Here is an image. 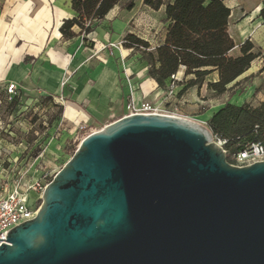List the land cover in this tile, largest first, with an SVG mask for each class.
<instances>
[{
	"label": "water",
	"instance_id": "water-1",
	"mask_svg": "<svg viewBox=\"0 0 264 264\" xmlns=\"http://www.w3.org/2000/svg\"><path fill=\"white\" fill-rule=\"evenodd\" d=\"M5 238L0 264H264V161L229 164L195 121L125 115L80 142Z\"/></svg>",
	"mask_w": 264,
	"mask_h": 264
},
{
	"label": "crops",
	"instance_id": "crops-1",
	"mask_svg": "<svg viewBox=\"0 0 264 264\" xmlns=\"http://www.w3.org/2000/svg\"><path fill=\"white\" fill-rule=\"evenodd\" d=\"M128 1L120 0L102 20L95 23L94 30L87 36L79 35L75 27V35L64 39L60 27L64 21L74 17L70 0H0V97L4 95L1 90L7 84H14L16 95L12 98L19 102H42L49 98L58 104L62 98L66 102L64 109L77 107L80 121L90 115L102 116L123 107L126 109L130 99L140 105L146 102L143 96L161 91L149 77V66L141 51L133 52L122 46L113 50L112 55L108 51L95 53L101 45L121 42L138 23L164 22L165 7L174 0L169 3L161 0L162 6L158 10L145 5L144 0L136 3L132 0L133 8L126 10L124 5ZM222 1L230 10L228 34L235 45L229 56L239 57L240 46L249 41L261 57L229 85L230 88L252 76L246 90L232 96L229 94L222 104L197 112L205 102L207 95L203 93L207 94L208 83L218 81L217 73L209 75L212 80H207V83L205 80L200 89H191V96L196 98L192 112L202 116L195 119L201 124L208 122L226 103L237 107L244 104L256 107L264 103V18L261 16L264 0ZM149 28L153 29L154 25ZM165 35L166 31L159 46ZM183 76V71L174 76L178 85L182 83ZM3 128L4 123L0 120V132ZM13 149L15 147L0 139V182L10 175V169L17 170L22 165L5 166L15 160L16 154H11Z\"/></svg>",
	"mask_w": 264,
	"mask_h": 264
},
{
	"label": "trees",
	"instance_id": "trees-1",
	"mask_svg": "<svg viewBox=\"0 0 264 264\" xmlns=\"http://www.w3.org/2000/svg\"><path fill=\"white\" fill-rule=\"evenodd\" d=\"M119 1L70 0L74 17L63 22L60 27L62 37L71 38L67 34L71 26L78 28L79 35L87 36L94 30L95 23L102 20ZM143 3L153 10L162 6L161 0H144ZM132 8L133 1L129 0L124 9ZM229 15L230 10L222 0H174L166 5L164 42L154 52L142 51L149 66L148 75L158 89L164 90L173 82L172 77L183 71V88L178 94L183 95L192 88L200 89L209 75L217 73L218 81L209 83L207 90L216 95L231 91L232 96L235 87L252 78L246 77L229 88L254 60L261 57L249 41L240 46L239 57L229 56L235 46L228 34ZM261 16L264 18V9ZM207 125L216 140L225 142L226 161L231 165H235L234 155L250 145L260 144L264 148V103L256 107L249 104L237 107L226 103L211 116Z\"/></svg>",
	"mask_w": 264,
	"mask_h": 264
},
{
	"label": "rangeland",
	"instance_id": "rangeland-1",
	"mask_svg": "<svg viewBox=\"0 0 264 264\" xmlns=\"http://www.w3.org/2000/svg\"><path fill=\"white\" fill-rule=\"evenodd\" d=\"M164 1L171 2V0ZM150 23L148 21L132 26L134 29L132 33L126 34L122 40L125 41L122 44L123 48L132 49L133 52H154L156 46L161 43V36L165 34L167 24L163 21L155 22V24ZM148 25H154V28L150 29ZM73 29L76 28L71 26L67 33L68 37L75 35ZM101 46L95 53H104L100 50ZM262 63L264 64V62ZM207 80L211 81V76L206 78V83ZM172 81L164 90L143 96V100L150 103L153 109L161 114L184 116L186 117L184 119L191 121L201 118L202 116L192 112L196 98L191 96V90L183 95H178L183 85L181 83L178 85L176 78ZM249 82H242L235 87L234 94L245 91ZM230 93L231 91L222 95H216L213 91H208L207 94L203 93L207 96L202 106L198 107L197 112L199 113L202 108H208L211 105L222 104ZM77 110V107L74 106L64 109L46 100L19 102L12 97L1 95L0 120L4 123V128L0 132V139L15 147L11 154H16L15 160L5 166L9 167L19 163L22 165L17 170L10 169V175L1 181L0 185L4 183L10 188L17 180L20 183L40 181L48 184L71 158L85 134L90 131H98L105 125L127 115V107L126 109L123 107L116 112H107L102 116L90 115L88 119L84 118L79 121ZM203 125L208 126L207 122H203ZM82 127H85L86 130L80 131ZM262 159L264 160V157ZM234 166L240 167L237 164ZM29 198L31 204L38 201L36 193L31 192Z\"/></svg>",
	"mask_w": 264,
	"mask_h": 264
},
{
	"label": "built area",
	"instance_id": "built-area-1",
	"mask_svg": "<svg viewBox=\"0 0 264 264\" xmlns=\"http://www.w3.org/2000/svg\"><path fill=\"white\" fill-rule=\"evenodd\" d=\"M125 41L119 43H108L101 46V51H108L110 55L113 54V50H119L122 48V44ZM175 77H172L174 79ZM2 93L8 97H13L16 95V87L14 84H7L2 90ZM58 105L65 108L66 102L60 98L58 100ZM161 114L153 109V107L148 102L136 105L132 99L129 100L127 104V115L131 114ZM167 115V114H164ZM176 116L178 115H170ZM85 127H82L80 131H85ZM96 131H90V133L85 134L81 141L91 133ZM80 141V142H81ZM217 143L223 147L224 141L216 140ZM264 148L260 144H252L246 150L239 152L234 155L235 164L240 165V167L248 166L253 163L264 161ZM46 183L40 181H34L29 183H20L19 180L14 182V184L8 188L6 184L2 183L0 185V242L1 244L6 243L7 233L15 228L16 226L24 223L25 221L32 220L38 211L41 203V194L46 187ZM36 193L38 195V201L34 204L30 203L29 195L30 193Z\"/></svg>",
	"mask_w": 264,
	"mask_h": 264
}]
</instances>
